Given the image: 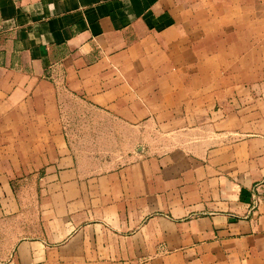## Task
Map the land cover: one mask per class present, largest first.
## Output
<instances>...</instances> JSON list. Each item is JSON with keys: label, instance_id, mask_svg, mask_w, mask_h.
I'll return each instance as SVG.
<instances>
[{"label": "crops", "instance_id": "crops-1", "mask_svg": "<svg viewBox=\"0 0 264 264\" xmlns=\"http://www.w3.org/2000/svg\"><path fill=\"white\" fill-rule=\"evenodd\" d=\"M0 228V264H264V0H0Z\"/></svg>", "mask_w": 264, "mask_h": 264}, {"label": "rangeland", "instance_id": "rangeland-1", "mask_svg": "<svg viewBox=\"0 0 264 264\" xmlns=\"http://www.w3.org/2000/svg\"><path fill=\"white\" fill-rule=\"evenodd\" d=\"M61 103L62 118L66 124H69L72 127V129L75 128V125L80 127L85 125L93 126L95 124L97 117L90 116V113L87 110L89 109L88 106L73 95H63ZM82 111H85V114L87 115H82ZM103 122L104 124L106 123V121ZM88 126L83 128L82 133H80V131L77 133L85 140L83 150L99 159H103L106 167H116L133 158V155L135 154L133 151L136 150V148L131 147L133 140L128 139V137H132L133 134L125 132L122 124H116L114 136H106L105 132L98 131L95 126L92 128H88ZM102 127L105 129L103 125ZM71 134L74 135V132ZM5 232L6 229L0 228V258L8 249V245L6 244V237L8 234Z\"/></svg>", "mask_w": 264, "mask_h": 264}]
</instances>
